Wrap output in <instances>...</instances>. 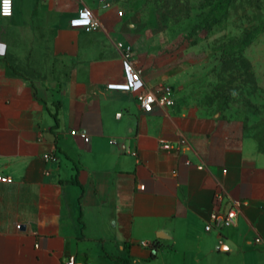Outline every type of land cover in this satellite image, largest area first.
Returning <instances> with one entry per match:
<instances>
[{"label": "crops", "instance_id": "0c3cea01", "mask_svg": "<svg viewBox=\"0 0 264 264\" xmlns=\"http://www.w3.org/2000/svg\"><path fill=\"white\" fill-rule=\"evenodd\" d=\"M84 5L98 29L71 25ZM142 33L123 0H14L0 16V174L12 179L0 181V264H264L257 141L224 117L176 102L145 112L108 87L125 80L126 45L148 87L178 79L177 55ZM234 201V223L206 230Z\"/></svg>", "mask_w": 264, "mask_h": 264}, {"label": "rangeland", "instance_id": "374dc122", "mask_svg": "<svg viewBox=\"0 0 264 264\" xmlns=\"http://www.w3.org/2000/svg\"><path fill=\"white\" fill-rule=\"evenodd\" d=\"M123 1L141 35L177 55L175 102L239 123L264 150V0Z\"/></svg>", "mask_w": 264, "mask_h": 264}, {"label": "built area", "instance_id": "2783aa9c", "mask_svg": "<svg viewBox=\"0 0 264 264\" xmlns=\"http://www.w3.org/2000/svg\"><path fill=\"white\" fill-rule=\"evenodd\" d=\"M107 5V4H106ZM14 13V0H0V16L8 17ZM74 28H81L86 31L96 30L100 27V19L89 6L84 5L78 13V16L71 20ZM123 68L125 73L124 82L110 83L108 87L132 92L136 95L141 109L145 112H151L156 105L160 107H170L175 103L173 87L169 84H162L156 88L148 87L143 79V68L139 65L131 45L122 48ZM121 116V113H117ZM72 135L80 136L85 142H90V136L83 130H71ZM48 159H54V155L48 154ZM0 181H12L10 177L0 174ZM141 189L145 186L141 185ZM220 197V196H219ZM241 209V202L234 201L227 212L215 210L211 216V222L206 225V230L217 229L222 231L224 228L231 226ZM257 242H263L262 237L256 238ZM142 245L154 249L153 243L142 241ZM155 250V249H154ZM65 264H80L74 255H70Z\"/></svg>", "mask_w": 264, "mask_h": 264}, {"label": "water", "instance_id": "95a60500", "mask_svg": "<svg viewBox=\"0 0 264 264\" xmlns=\"http://www.w3.org/2000/svg\"><path fill=\"white\" fill-rule=\"evenodd\" d=\"M157 237L167 239L170 236L165 231L161 230V231L157 232Z\"/></svg>", "mask_w": 264, "mask_h": 264}]
</instances>
